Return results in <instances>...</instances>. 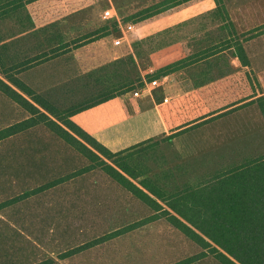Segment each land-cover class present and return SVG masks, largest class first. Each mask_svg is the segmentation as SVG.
I'll return each mask as SVG.
<instances>
[{
  "label": "trees",
  "instance_id": "obj_1",
  "mask_svg": "<svg viewBox=\"0 0 264 264\" xmlns=\"http://www.w3.org/2000/svg\"><path fill=\"white\" fill-rule=\"evenodd\" d=\"M190 1L159 0L145 7L138 13L145 14L142 20L165 17L169 22L162 20V27H168L132 42L134 54L115 50L114 62L103 65L97 61L100 66L94 68L85 61L76 62L75 53L98 40L100 31L65 39L60 28L62 21L82 14L93 0H0V93L26 114L23 119L0 128V142L42 126L88 161L71 177L99 169L152 211L151 216L126 228L128 231L164 220L202 249L195 260L209 251L220 264H264V150H251L247 141H253L255 135L247 131L233 130L227 137L224 135L225 123L230 118L246 120L249 108H255L253 112L258 117L256 130L264 132V96L251 70H247L251 66L244 47L249 41L248 34L237 30L224 0L200 2L209 22H201L197 30L209 25L213 35L209 41L188 44L193 51L176 61H186L181 68L192 65L195 68L184 71L186 77L193 79V85L183 88L185 95L174 102L167 95L170 72L165 73V67L157 70V76L143 77L136 66L137 59L150 53L145 45L153 41L160 44L168 39L167 35L171 38L169 43L177 42L181 28L172 18L182 4ZM151 9L154 11L148 13ZM135 19L122 21L130 38ZM6 22L11 23V38L25 33L23 49L20 40H9ZM97 46L105 45L101 42L92 48ZM233 58L240 62L237 69L230 63ZM53 59L68 62L66 73L76 78L67 93H74V98L53 95L46 87H37L25 78L35 65H45ZM225 81L239 84L240 92L234 98L218 95L221 87L224 90L228 86ZM153 82H156L155 96L147 87ZM64 87H59L60 94H64ZM200 94L202 97H197ZM124 96L140 101H155L157 97L163 104L171 102L167 110L160 109L167 130L126 139L123 126L114 128L154 106L139 108L119 120L93 116L108 101L121 102ZM243 123L245 126L246 122ZM209 130L214 138L207 145H198L197 151L189 156L184 152L168 157L155 139L167 132H171L169 140L190 133L206 136ZM97 132H103V137L99 139ZM56 183L46 184L42 189ZM6 202L9 205L15 200L3 203Z\"/></svg>",
  "mask_w": 264,
  "mask_h": 264
},
{
  "label": "rangeland",
  "instance_id": "obj_2",
  "mask_svg": "<svg viewBox=\"0 0 264 264\" xmlns=\"http://www.w3.org/2000/svg\"><path fill=\"white\" fill-rule=\"evenodd\" d=\"M158 1L93 0L82 14L62 21L60 28L65 39L100 31L98 40L84 47L89 46L87 50L81 48L75 53V61H85L87 65L93 64L96 68L100 66L97 61L103 62V65L114 62L115 50L134 54L132 42L142 39V36L149 38L168 27H162V20L168 24V18L156 16L142 20L145 14H138ZM204 1L207 2L191 0L185 6L182 4L178 12H174L176 15L172 20H176L181 28L178 29L176 43H169L171 38L168 35V39L162 40L160 44L153 41L145 45L150 53L136 61L137 69L143 77L148 74L157 76V70L164 67L165 73L170 72L167 75V95L171 102L185 95L183 88L193 85V79L186 77L184 71H194L195 67L181 68L186 61H176L193 51L188 44L200 40L209 41L213 35L209 25L203 26L201 31L197 30L201 22H209L207 13L202 12L205 7L201 3ZM224 3L237 30L248 34L249 41L244 47L251 66L247 70H251L258 86L264 90V0H224ZM107 9L110 15L105 18L103 15ZM133 17L137 23L134 24L130 38L122 21L123 18ZM4 28L6 32L10 30L9 40H20L23 49L22 42L26 39L22 37L25 33L18 34V38H11V23L6 22ZM119 36L122 44L116 46L113 41ZM101 42L104 47L92 48ZM67 63L65 60L53 59L45 65L37 64V67L27 72L25 78L37 87H46L53 95H60L64 99H70L73 95L74 98V93L67 92L73 88L76 77L71 76L70 72L66 73L69 67ZM230 63L234 69L241 66L236 58L231 59ZM240 81L237 79V82ZM232 83L225 81L228 86L224 90L221 87L218 95L225 94L229 98L237 96L240 92L239 84L234 81ZM61 85H65L64 94L59 92ZM148 89L155 96L154 85H148ZM197 97L201 98L202 94ZM120 100L108 101L93 116L119 120L139 108L156 106L159 110L162 107L167 110L166 106L171 104L170 101L163 104L162 99L157 97L155 101H140L130 96ZM254 109L245 110L246 120L230 118L225 123L224 135L227 137L233 130L247 131L255 135L253 141H247L251 150H264V132L256 130L258 125L255 119L258 117ZM25 116L19 107L0 93V128ZM243 121L246 122L245 126ZM254 125L257 133L251 130ZM259 129L263 130L261 127ZM170 134L167 132L164 136L155 137L168 157L184 152L189 156L197 151L198 145H207L214 138L212 130L206 136L202 134L198 137L190 133L175 140H169ZM231 144L235 145L232 139ZM87 165L86 159L42 126L0 142V264H220L209 251H205L206 256L195 260L202 249L164 220L128 231L131 224L151 216L152 211L99 169L71 177L72 173ZM52 182L57 183L42 189ZM10 199L15 202L9 205L3 203ZM78 248L83 249L64 257Z\"/></svg>",
  "mask_w": 264,
  "mask_h": 264
},
{
  "label": "crops",
  "instance_id": "obj_3",
  "mask_svg": "<svg viewBox=\"0 0 264 264\" xmlns=\"http://www.w3.org/2000/svg\"><path fill=\"white\" fill-rule=\"evenodd\" d=\"M256 84L258 86L257 80ZM258 87L262 92L261 95L264 96V90L260 86ZM118 127H122V129H125L124 133L126 139L128 137L143 138L148 135L158 134L167 130L160 110L156 106H154L152 109H148L147 111L136 114L128 118V120L122 122L121 124L114 126V128ZM102 133L103 132H97L95 133V135L100 139L101 137H103ZM104 141L109 144V142H107V139H104Z\"/></svg>",
  "mask_w": 264,
  "mask_h": 264
},
{
  "label": "built area",
  "instance_id": "obj_4",
  "mask_svg": "<svg viewBox=\"0 0 264 264\" xmlns=\"http://www.w3.org/2000/svg\"><path fill=\"white\" fill-rule=\"evenodd\" d=\"M109 15H110V10H109V9L105 10L103 16L106 18V17L109 16ZM119 27L122 28L121 24H119ZM120 30H122V29H120ZM113 43H114V45H116V46L121 45V44H122V38L119 36L118 38H116V39L113 41ZM152 84L155 86L156 82H153ZM152 84H151V85H152ZM149 85H150V84H149ZM147 87H148V85H147ZM148 90H149V89H148ZM149 92H150V91H149Z\"/></svg>",
  "mask_w": 264,
  "mask_h": 264
}]
</instances>
